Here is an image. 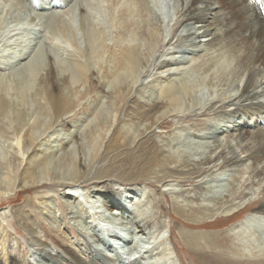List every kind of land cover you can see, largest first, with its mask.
<instances>
[{"label":"bare ground","instance_id":"6f19581e","mask_svg":"<svg viewBox=\"0 0 264 264\" xmlns=\"http://www.w3.org/2000/svg\"><path fill=\"white\" fill-rule=\"evenodd\" d=\"M151 1L107 0L109 11L111 12L112 16L117 19L118 33L114 45L110 46L106 43L107 40H104V33L102 31L84 27L85 32L90 36L89 49L85 50L87 52L84 53L77 50L82 55L79 58L75 57L79 62L75 63L76 61L73 60L74 58H71L75 62L69 65L67 64L65 67H60L59 71L54 67L52 62L48 63L47 68L44 70V76L39 79L40 84H43L42 92L45 94V101H43L40 107L48 114V117L53 118L52 123L48 124L47 126L46 124L43 125L46 126V132H48L52 129L55 130V128L58 126H66V118L74 114L80 106L82 107V100L86 96L90 95L91 92L96 88L95 84H98L99 78H101L100 73H103L105 69V72H109L110 74L108 75V77L111 78H104L105 81H108L109 84H112V87L116 88V100H114L113 106L116 108V110L120 109L122 113H124L125 111L127 112V109L125 110V108L128 104L130 94H127L124 91L128 89V93H134V87L140 81H131L130 84V76L133 73H137L139 66L141 64H144V58L147 55L150 58H155L156 55L160 53V48H164V51L161 50V54H159L162 60L164 58L163 63L161 64L162 66H158L161 68L159 69L161 71H158L156 73L161 75V77H158V80L160 79L159 83H162V87H160L161 84H159L160 86L157 84H153L154 88L152 87L153 92L151 93L153 96L152 98H154V102L149 101L151 105L149 109L142 108L135 110L136 113H134V111L131 112V115L133 116L132 119H134V121H131L130 119H128L127 121L116 120L118 121V125L115 127L109 142L106 143V145L104 144L105 150L100 157L101 162L108 161V169L102 167L96 174H94V176L90 177L88 176L89 172L86 171L88 169L86 168L85 170L83 167V170L80 171L79 176L71 182V185H73V187H71V190H74V187L76 186H82L85 188L92 187L91 191L98 194V192L100 191L99 189L101 188L99 185H102V183L107 181L105 179L109 180L111 176H113L112 171L117 164L116 160H118L120 156V154L118 153L120 151L119 149H121L122 151V149L131 146L137 140L139 143L141 142V144L139 145L140 150L143 152L140 160H142L143 162H141L140 164L144 166L145 172L142 174H137L131 171L127 174V176L119 175L117 178V182L121 183L120 185H129V188L126 189L127 199H135L140 195L141 191L145 190H141V187L137 188V186L135 187L133 186V184L138 185L139 183H146V181L150 180L151 178L156 180L157 183L164 182V178L157 173L158 171H155L156 168L153 167L151 169L150 165L148 166V163L146 161H151V164L155 163L157 166L165 168H184L186 169L185 174H180L178 175V177L182 178L183 176H186V178H189L190 180H195L197 178L204 179V177H207L206 175H208L209 173L214 174L218 171L221 172V174L228 173L226 177L230 181H232L233 179L235 181H238V179L236 178L239 175V177H241L242 175L248 173L253 176V178L263 177L262 181H264V20L262 18V13H258L255 10L254 5L248 0H175L176 5H174V10L177 11L176 7L179 5L181 7V16L180 19H178L177 22H175L173 25V37L169 40H166V30L165 32L163 31L164 26H161L162 24H159L158 20L155 21L153 19L152 21H150L149 18H147L155 13L154 7H156V5L152 7ZM167 1L171 2L172 0ZM60 2L62 3V1ZM163 2L164 1L162 0H158L157 6L160 7V4L163 5ZM45 3V8L49 9V11H52L50 10L51 6H49L47 2ZM39 6L40 5H38V7ZM57 8H59V6ZM67 9L68 8H66V11L63 12L65 15L63 14L64 16L62 15V18L67 15ZM171 10L173 12V8ZM61 13L62 10L60 14ZM145 14L147 17L145 16ZM48 16L51 17V15ZM42 17V19L45 20L46 14L42 15ZM65 19L66 17L64 18V20ZM58 21L61 22V19ZM58 28L64 34L68 30H70V28L68 26L66 27L63 23H59ZM142 39H144L145 44L142 42ZM175 40H177L176 43ZM141 42L144 44V47L142 46L143 44ZM170 47H173L172 51H170ZM185 50H188V52H185ZM192 52H196L195 55H193ZM107 53H110V55L106 56ZM149 63L151 62H148V64ZM157 64L159 63L154 62L153 64L152 61V64L149 65V67L153 66L151 67L153 69L147 71V79L152 77V74L150 76L149 74L153 72V70L156 71ZM97 65H102L104 66V68L97 71L94 69V66ZM189 68L193 69L192 71L195 70L196 73L203 72L205 75L209 72H214L216 76L215 79L218 80L217 83L214 82L213 84H211V87H209V89L217 90V92H219L220 94H224V98L228 99L224 101L223 107L217 108L218 106L215 103V105L212 104L207 110L209 112L207 113L213 116L211 122H220L219 125H215V123H205V125L210 127V131L203 137L207 140L210 139L212 141L213 138H215L213 142L217 145H215L214 154H218L215 156V158L206 159L204 161L201 160V162H198V164L196 163L195 165L189 164L182 158L177 159L171 154V151L165 150V146H159L158 143H152L151 145H149L152 140V136L148 138V135L152 134L154 132V129L159 128V126L164 123L165 119L171 118L174 115L182 116V113H190L191 109L196 108V105H189L188 103H186V101L184 102V93L188 92L186 91L188 87H185L186 89H184V86L182 88L179 86L180 84H185L182 79ZM208 76L206 75V77ZM207 79L209 80V77ZM202 80L206 81L205 78ZM7 82L9 84H21V94L25 91V79H18L16 77H9L8 79L5 76H0L1 150H3L7 144L11 145L7 146V148L13 147L14 150H16L14 142L17 139L23 137V140L17 143V148L23 149L24 151L23 156H18L15 153V155H13L10 159L9 152L6 153V156L4 157L3 153L0 151V178H3V180H0V198H7V201L10 202L12 198L8 197H15L22 191L28 190L31 193L34 190L42 188L52 189L54 187H63L65 184L67 185L70 182H68L66 178H63L60 169L52 171V167L56 162L54 160L57 158V160L59 159L61 161L60 164H64L63 161L68 155V151H66L68 143L67 141H65V138L56 139L58 140V145L61 144L62 150L65 149L63 153L58 155L59 150L50 151L48 148V150H44L42 148V145H44L42 143L43 141H40V139L37 137L38 134L36 132V130H39L42 125L39 124L38 121V123L35 122L31 125L30 121L26 120L27 116L24 113V109H14V111L17 110L15 111L16 125L6 122V119L9 117V114H7L8 110L14 107L13 104L6 98L7 89L4 88V85L7 86ZM154 82L157 83V79ZM61 84H66L74 88L73 90L70 88V91L72 92L70 96L64 93V85ZM78 84H83V87L85 88L81 91V85L77 86ZM87 84L90 85L87 87L85 86ZM186 85L188 86V82L187 84H185V86ZM193 89L189 88V90H192V92ZM238 89L240 93H238L237 95H233L232 92H234V90L238 91ZM23 96H25V93ZM23 96L20 97V106L24 108L26 107V113L28 114L29 106ZM202 103L203 102L201 101L199 103V106H201ZM227 110L230 112L235 110V112L229 114L226 113ZM95 112L97 113V111ZM236 112H241L242 116L239 115L237 117ZM103 113L104 111L100 110L95 117L96 119H94L96 121L98 117L99 125L96 129L92 130V124L88 126L90 127V133L87 136L89 143L95 142L96 146L100 144V148L102 144L101 140L103 143L105 142L107 138L106 135L111 131V128L113 127V124H110V120H108L107 118H102L101 115ZM215 113H218L220 115H216ZM118 114L119 112L116 111V116ZM250 120H252V122ZM13 125L14 128L11 131ZM231 126H233V129H229V127ZM179 131L180 130H177L176 132L177 138L179 137ZM131 133H133V135H131ZM145 139L146 141H144ZM176 140L181 141V137ZM77 142L78 139L75 141V143L77 144ZM218 161H222V165H217ZM211 165H213V167H210ZM203 167H206L208 169L205 170ZM44 169L46 176H51L50 179L42 175ZM132 169L133 166L124 167V171H129ZM192 169L193 172H191ZM1 172H3L4 175H1ZM173 173L174 172L169 171L168 175L173 176ZM209 182L210 181H206V184H208ZM246 182H248V180ZM234 185L236 186V183ZM193 191L195 194V190ZM213 191L214 189L210 188V192L212 193ZM76 192L77 191H75V193ZM110 193V196L108 194L106 195L108 196L106 199L103 198V196L100 198L103 200L105 208L110 211L111 214H119L123 220H127V223L125 224L127 226H130V228L127 230L128 232L131 231L132 234V229L134 226H136V229L138 231L134 229V232L145 235L147 226H149L147 224L148 222L145 225L144 222L146 220H139L137 217L133 219L131 216V212L121 203L123 195L114 191H111ZM183 194L180 193L178 194V196H181ZM46 196L47 195L43 197ZM80 197L69 194V198L71 200H74V203L77 200H80ZM144 197L146 196L143 195V198ZM182 197L186 198V196ZM262 197L263 200L261 201L259 199L258 205L254 208H250V206H247L248 204L246 200L238 204H229L227 207H222L223 205L221 207H217L215 205L211 207L207 205L197 207V209H191L190 211H185L182 207L179 206L178 203L174 207H176V213L178 215H183L182 217H185L189 224L197 226L205 225L204 221L206 218L204 215L208 211H211L207 213L208 216L210 215L212 218L216 216H225L228 218L227 221L226 219L225 221L228 222L233 220V218L236 216V213L242 214L246 212L247 209H252L251 212L249 211L251 215H247L239 224L233 226V235H231L234 236V238L238 241V251L243 252L244 257H246V264H264V260L260 261L259 259H257L258 256L260 258H264V194ZM244 198L246 199V197ZM39 199L40 197L38 195H36L35 197H30L24 203V207H14L11 211V216L15 219L17 218L20 223L23 222L22 225H25L26 227L23 228L28 231L27 234L29 233L28 235L30 236L32 235L30 223L33 222L32 220L34 218L31 219L32 211L28 212L29 210L27 211V207L29 209L31 208L32 210V207L34 206V204H36V202L39 201ZM200 199L201 197L198 196L193 198V201H201ZM187 201H189V199ZM190 201L193 203L192 200ZM207 201L210 203L212 201L214 203L216 199L212 196L207 198ZM90 202V200L89 202L87 201L88 206L92 205ZM79 203L81 205L84 202ZM88 206L86 205L87 210L89 209ZM69 207L71 208V206ZM94 209L95 211L97 210V208L92 205L88 211ZM0 216H2L3 218V213L0 214ZM125 221H123V224ZM0 227H4L3 221L1 220ZM199 231L201 230H194L185 227L180 231V237L182 241L185 243L186 247L190 248L191 251H193L196 264H244L243 261L238 258L241 257V255L238 256L233 254V257H229V253L232 251H226L223 249L225 246L229 247V245L232 244L230 243L229 235H227L225 238H222L215 233L212 234ZM111 232L107 234V237L109 238L108 240H103L99 237L100 243H102L103 241L110 243L125 241V237L122 238L123 234ZM114 234L115 236H113ZM6 237H11L12 239H14V236L8 231ZM170 239L171 246L167 244L166 248H162L161 246L159 247L157 244V246H153L152 249H150L151 246L141 248V250L139 251L140 256L138 259L134 257L136 260L134 262H138L139 264H142L143 262V264H146L147 259L144 257V254H149V256H153L154 260H164L165 264H175V262L173 261L175 255V257L179 258V263L184 264L181 258L180 249L176 242L177 238L174 236H170ZM30 240L31 242L29 243L32 245L42 246L43 244L36 236V233L30 237ZM3 242L4 240H0V245H4V247L2 248V252L7 253L8 249L5 246L6 242ZM128 243L129 242H126L125 244ZM150 243L151 240L148 242V244ZM152 244H154L153 240ZM18 246L20 245L17 244L16 247ZM45 246L46 245H44L43 247L45 248ZM44 248H42L43 250H41L40 248H34L30 251L29 257L34 258L36 256H39L41 258V262H38L36 264L99 263L98 261H96L97 257L92 256L93 254L91 255L90 261H86L80 258L74 252V250L68 248L66 244L60 241L55 242L56 254H53L52 252L49 253ZM256 249L258 251H255ZM114 252L115 253L112 256H116V260L120 259V255L118 254V252L116 250ZM13 254H16L15 250L12 253H8L6 258L7 264H27L26 262H21L20 260L16 259ZM39 257H36V260H40ZM152 262L151 264H153ZM30 264L33 263L30 262Z\"/></svg>","mask_w":264,"mask_h":264},{"label":"rangeland","instance_id":"374dc122","mask_svg":"<svg viewBox=\"0 0 264 264\" xmlns=\"http://www.w3.org/2000/svg\"><path fill=\"white\" fill-rule=\"evenodd\" d=\"M60 1H62V3ZM66 1L65 0H48V1L19 0L18 2V0H0V59H1L0 76H5L8 79L9 77L25 79V84H24L25 96H23L24 93L20 94L21 84H16V83L9 84L7 82L6 84L7 86L4 85V88L7 89L6 98L14 106L12 109L8 110L7 114H9L10 118L8 117L6 119V122L16 125L15 111H17L18 109H24V113L27 116L26 120L30 121L31 125L34 124L35 122L36 123L39 122V124L42 125V127L39 130H36L38 134L37 137L40 139V141H43L42 143L44 145H42V148L44 150L48 148L50 151L59 150L58 155L63 153L65 149L62 150L61 144L58 145L57 143L58 140L56 139L65 138V141H67L68 143V147L66 150L68 151V155L65 157L63 161L64 164H60L61 161L59 159L57 160L56 158L54 160L56 162L54 163L53 161L55 165L52 167V171L60 169L63 178H66L67 181L70 182L67 185L65 184L63 187H54L52 189L42 188V189L34 190L31 193L30 191L25 190L18 193V195H16L15 197H8V198H12L10 202L7 201L8 200L7 198L4 197L0 198V214L3 213V218L2 216H0V220L3 221L4 224V227H0V240L1 241L4 240L3 243L6 242L5 246L8 249L7 253L2 252V248L4 247V245L3 244H2L3 246L0 245V260H1L0 264H7V259H6L7 255L9 252L10 253L14 252V250L16 253L13 254L14 257L20 260L21 262L23 261L26 262L27 264H30V262L33 264L41 262V258L39 256L36 257H39L40 260H36V257L34 258L29 257L30 251L34 248L36 249L40 248L41 250H43L42 249L44 248L43 246L46 245L44 249H46L49 253L52 252L53 254H56L55 242L57 241L66 244L68 248L74 250V252L80 258L86 261H90L91 255L93 254L92 256L97 257L96 261L99 262L98 264H122V263L139 264L138 262H134L136 261L134 257L139 255V251L141 250V248L151 246L150 249H152L153 246H157V245L159 247L161 246L162 248H166L167 244L171 246L170 236H174L177 238L176 242L180 249L181 258L184 264H196L193 251H191L190 248L186 247L185 243L182 241L180 237V231L184 227L191 228L194 230H201L199 232H204V233H212V234L215 233L222 238H225L227 235H229L230 243L232 244H230L231 246L229 245V247L225 246L223 249L226 251L229 250L232 251L229 253L230 255V256L228 255L229 257H233V254L238 256L241 255V257L238 258H240L241 261H243V263L246 264V257H244L243 252L238 251V247H237L238 241L234 238V236H232L233 235L232 228L234 225L239 224L242 220H244L246 214L251 215L250 212L252 209L251 210L247 209L246 212L242 214L236 213V216L233 218V220L228 222H226L228 218L225 216L222 217L216 216L214 218H212L210 215L208 216L207 213L211 212L208 211L204 215L206 218L204 221L205 225L203 224L204 226H197V225L189 224L187 222V219L185 217L184 218L182 217L183 215L182 216H180V214L178 215L176 213V207L174 206L178 203L179 206L182 207L185 211H190L191 209L194 208L197 209V207L207 206V205L211 207H213V205L217 207H221L222 205H223L222 207H227L229 204L230 205L236 203L238 204L246 200L248 204L247 206H250V208H254L258 205L259 199L261 201L263 200L262 197L264 194L263 192L264 181H262L263 177L253 178V176H251L248 173L242 175L241 177H239L240 176L239 175L238 176L239 178L238 177L236 178L238 179V181L237 180L235 181L233 179L232 182L226 177L228 173L221 174V172L217 171L214 174L209 173L208 175H206L207 177H204V179L197 178L195 180H190L189 178H186V176H183L182 178L178 177V175L180 174L182 175L185 174L186 169L184 168L181 169H177V168L171 169L167 167L165 168V167L157 166L155 163L151 164L150 163L151 161H146L148 163V166L150 165L151 169L153 167L156 168L155 171L156 172L158 171L157 173L164 178V182L157 183L156 180L151 178L150 180L146 181V183H139L138 185L133 184V186L135 187L137 186V188L141 187L140 188L141 190L143 189L145 190L144 191L140 190L141 193L137 198L127 199L126 189L129 188L128 187L129 185H125V186L120 185L121 183L117 182L118 181L117 178L119 175L127 176V174L131 171L137 174H142L145 172L144 166L140 164L141 162H143L142 160H140L143 152L140 150L139 144H141V142L139 143L137 140L131 146L122 149V151L121 149H119L120 151L118 153L120 154V156L118 160H116L117 164L113 169L114 172L112 171L113 176H111L109 180L105 179L107 181L102 183V185H99L101 188L99 189L100 191L98 192V194L93 193L91 191L92 187L85 188L82 186L81 187L76 186L74 187V190H71L72 189L71 187H73V185H71L72 184L71 182L79 176L80 171L83 170V167L85 170L86 168L88 169L86 171L89 172L88 176L90 177L94 176V174H96L102 167H105V169L109 167L107 164L108 161L101 162L100 157L105 150L106 143H108L110 138L112 137L113 131L115 127L118 125V121L119 120L127 121L128 119L134 121V119H132L133 116L131 115V112L134 111V113H136L135 110L142 108L149 109L151 106L149 101L154 102V98H152L153 96L151 93L153 92V88H154L153 84H157V85L161 84V86L160 85L159 86L162 87V83H159L160 79L158 80V77L159 76L161 77V75L156 73L158 71H161L159 69H161L160 67L162 66L161 64L163 63L164 58L162 60L159 54H161V50L164 51L163 50L164 48H160V53H158L155 58H150L147 55L144 58V64H141L139 66L137 73H133L130 76L129 79L130 84L131 81H136V80L137 82L139 80L140 81L134 87V93H128L127 92L128 89L124 91L125 93L130 94V98L128 99V104L126 105L125 108V110L127 109V112L125 111L124 113H122L120 109L116 110V108L113 106V102L114 100H116L115 99L116 88L112 87V84H109L108 81H105L104 78L111 79L108 77V75H110L109 72H105L106 70L105 69L103 73L102 72L100 73L101 78H99L98 84H95L96 88L91 92L90 95L86 96L82 100L83 102L82 107L80 106L74 114L66 118V123H65L66 126L65 127L58 126L55 128V130L52 129L46 132V126L53 122V118L48 117V114L40 107L43 101H45L44 100L45 94L42 92L43 84H40L39 79L44 76L45 74L44 70L47 68V64L52 62L54 67L59 71L60 67H65L67 64L68 65L72 64L75 61H76L75 63L79 62L75 58V57L79 58L82 56L81 53L78 51L84 53L87 52L85 50L89 49L90 36L85 32L84 27L88 29L91 28L94 30L102 31L104 33L103 35L104 40L105 41L107 40L106 43L110 46L114 45L118 33L117 19L113 17L111 12L109 11L107 0H66ZM162 1H164L163 5L160 4L159 7L157 6L158 0H152L151 1L152 7L156 5V7H154L156 14L154 13L153 15H151L150 16L151 18L147 17L146 14L145 16L149 18L150 21H152L153 19L155 21L158 20L159 24H162L161 26H164L163 31L165 32L166 30V40L167 39L169 40L174 35L173 33L174 23L177 22L178 19H180L181 7L178 5L176 7L177 8L176 11L174 10V5H176L175 0H172L171 2L167 0H162ZM45 2H47V4L51 6L50 10L52 11H49V9L45 8L46 7ZM38 5L40 6L38 7ZM57 5L59 6V8H57L58 7ZM66 8L68 9L66 12L67 15L65 16L66 19L64 20L65 17L64 18L62 17L65 15L63 12L66 11ZM172 8H173V12L171 10ZM61 10L62 13L60 14ZM44 14H46V18H47V19L45 18V20L42 19L43 18L42 15ZM48 15H51V17ZM60 19L61 22L58 21ZM51 20L53 23L51 22ZM59 23H63L66 27L68 26L70 30H68L64 34L58 28ZM142 40L141 41L145 44L144 39ZM176 41L177 40H175V43ZM144 44L142 45L143 47ZM170 49H171L170 51H172L173 47H170ZM185 52H188V50H185ZM195 53L196 52H194L193 55H195ZM109 55L110 53H107L106 56ZM71 58L72 59L74 58L73 60L75 61H73ZM152 61L153 64L154 62H157L159 64L156 65L157 69L154 68L156 69V71L153 70V72L149 74V76L152 74V77L147 79L148 77L147 71L153 69L151 68L153 66L149 67V65L152 64ZM148 62L151 63L148 64ZM159 65L160 67H158ZM103 68L104 66L102 65L94 66V69L97 71ZM192 70L193 69L189 68V70L184 74V77L182 79V81L185 82V84H187L188 82V86L187 85L185 86V84L183 85L180 84L179 86L181 88L184 86L183 87L184 89L188 87L186 89V91H188L186 92L187 94L184 93V98H185L184 102L186 101V103H188L189 105L194 104L196 105V108L191 109L190 113H186V114L182 113L181 114L182 116L174 115L171 118L165 119L164 123L160 125L159 128L154 129V132L148 135V138L152 136V140L149 143V145H151L152 143H158L159 146H165L166 147L165 150L171 151V154L177 159L182 158L189 164L195 165L196 163L198 164V162H201V160L204 161L206 159L215 158V156L218 154V153L214 154L215 145H217L213 142L215 138H213L212 141L210 139L207 140L206 138L203 137L204 135H206V133H209L210 131V127L205 125V123L206 124L215 123V125L217 124L219 125L220 122V121L211 122L213 116L209 115L208 114L209 112L207 110L210 108L212 104L215 105V103L218 106V107L216 106L217 108L223 107L224 101L228 99L224 98V94H220L219 92H217V90L209 89V87H211L210 85L213 84L214 82L217 83L218 80L215 79L216 76L214 72L213 73L209 72L208 74H206L207 76L209 75L208 76L210 80L209 82V80L207 79L208 77H206V75L203 72L196 73L195 70L194 71ZM204 78L206 81L202 80ZM156 79L158 81L157 83L154 82L156 81ZM211 79L214 81H212ZM102 80H104L105 82ZM61 85H64L63 86L64 93L70 96L72 94L70 88L72 90L74 88L66 84H61ZM80 85H81L80 90L82 91L85 87H83L84 86L83 84H78L77 86ZM89 85L90 84H87L85 86L88 87ZM189 88L191 89L194 88L193 92L192 90H189ZM240 90H241V84H240ZM238 93H240L239 89L238 91L234 90V92H232L233 95H237ZM21 96H23L26 102L28 103L29 106L28 114L26 113L27 112L26 107L24 108L20 106ZM201 101L203 103L201 106H199V103ZM15 108L17 110L14 111ZM100 110L104 111V113L101 115L102 118H107L108 120H110V124L111 125L113 124L111 131L106 135L107 138L105 142L103 143L101 140L102 143L101 148L99 147L100 144L96 146L95 142L89 143V140L87 138L88 134L90 133V127L88 126L92 124V130H94L99 125L98 117L96 121L94 119H96L95 117ZM95 111H97V113ZM116 111L119 112L117 116H116ZM232 112H235V110ZM232 112L227 110L226 113L230 114ZM215 114L220 115L218 113ZM236 115L237 117L239 115L242 116V113L236 112ZM250 121L252 122V120ZM45 124L46 126H43ZM14 125L11 128V131L13 130ZM229 129H233V126L229 127ZM177 130H180L178 136L181 137V141L176 140L179 138V137L177 138L176 135ZM131 135H133V133H131ZM77 139L78 142L76 144L75 141ZM22 140L23 137L17 139L14 142L16 150H14L13 147L7 148V146H11L9 144H7L3 150H1L0 148V151L3 153L4 157L8 152L10 159L13 155H15V153L18 156H23L24 155L23 149L17 148V143ZM144 141H146V139ZM219 164L222 165V161H218L217 165ZM131 166H133L132 170L124 171V167H131ZM206 167L203 168L206 170L208 169ZM210 167H213V165H211ZM169 171L174 172L173 176L168 175ZM191 172H193V169L191 170ZM1 175H4L3 172H1ZM42 175L47 177L48 179L51 178V176H46L45 169L43 170ZM0 180H3V178L1 177ZM247 180L248 182H246ZM206 181H210V182L206 184ZM235 183L236 186L234 185ZM210 188L214 189L212 193L210 192ZM170 190H176V191H170ZM193 190H195V194ZM75 191L77 192L75 193ZM111 191L118 192L121 193V195H123L121 203L131 212V216L133 219H135L136 217L139 220L144 219V221L146 220L144 222L145 225L148 222L147 224L150 226V228L149 226H147V230L145 234L146 236L139 234L138 232H134V229L138 231L136 229V226L133 227L132 234L131 231L128 232L127 230L130 228V226L129 225L127 226L125 224L127 223V220L126 221L123 220L119 214H111L110 211H108L105 208L103 200L100 198L103 196V198L106 199L108 197L106 195L108 194L110 196ZM180 193L182 194L186 193V194L178 196V194ZM69 194L76 195V197L81 196L80 200H77L74 203L73 202L74 200H71L69 198ZM36 195H38L41 200L39 199V201L36 202V204H34L32 210L31 208L29 209L27 207V211L28 210H29L28 212L32 211L31 219L34 218L32 220L34 223L33 222H32L33 224L30 223L31 232H32L31 236H33V234L36 233V236L43 243L42 246L30 244L29 242H31L30 240L31 236L28 235L29 234V233L27 234L28 231H26L23 228L25 227V225H22L23 222L20 223V221H18L17 218L15 219L11 216L12 208L24 207L25 205L24 203L26 202V200H28L30 197H35ZM45 195L47 196L43 197ZM143 195L146 196L144 197L145 199L143 198ZM182 196H186V198H183ZM198 196L201 197L200 199L201 201H197V200L193 201V198ZM212 196L215 197L216 199L214 203L212 201L211 203L207 201V198ZM187 197L189 201H187L188 200ZM244 197H246V199ZM89 200L91 201L90 203L97 208L96 211L95 209L88 211L92 206V205L88 206L87 201L89 202ZM190 200H192L193 203ZM79 202L82 203L84 202L83 203L84 205L83 204L80 205ZM85 204L88 206L89 208L88 210ZM69 206H71L72 209ZM81 208L83 209V211ZM123 221H125L124 222L125 225L123 224ZM111 230L112 232L123 234L122 238L125 237L124 238L125 241L112 242V243L110 242L106 243V241H103L102 243H100L99 237L103 240H108L109 238L107 237V234L111 232ZM7 231L14 236V239H12L11 237L10 238L6 237ZM148 239L149 241L151 240L150 244H148L149 242ZM152 240L154 244H152ZM126 242L129 243L125 244ZM17 244L20 245L18 246L20 249L16 247ZM115 250L120 255V259L116 260L115 258L116 256L115 257L112 256L115 253L114 252ZM255 251L258 250L256 249ZM144 255H145L144 257L147 259L146 264H151L152 261L153 264H165L164 260H154L153 256H149V254H144ZM257 259H259L260 261L264 260V258H260L259 256L257 257ZM173 261L175 262V264H180L179 258L175 257V255ZM255 262H259V261H255Z\"/></svg>","mask_w":264,"mask_h":264}]
</instances>
